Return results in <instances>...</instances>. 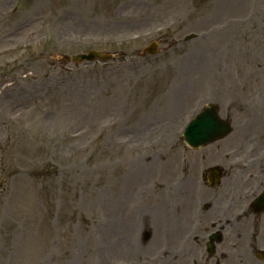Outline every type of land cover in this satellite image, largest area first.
Segmentation results:
<instances>
[{
    "label": "rangeland",
    "instance_id": "obj_1",
    "mask_svg": "<svg viewBox=\"0 0 264 264\" xmlns=\"http://www.w3.org/2000/svg\"><path fill=\"white\" fill-rule=\"evenodd\" d=\"M89 50L118 56L60 59ZM207 103L234 132L188 149ZM217 146L264 147V0H0V264L162 262L182 156L194 195L192 161ZM150 215L164 235L144 245Z\"/></svg>",
    "mask_w": 264,
    "mask_h": 264
},
{
    "label": "flooded vegetation",
    "instance_id": "obj_2",
    "mask_svg": "<svg viewBox=\"0 0 264 264\" xmlns=\"http://www.w3.org/2000/svg\"><path fill=\"white\" fill-rule=\"evenodd\" d=\"M252 189L260 190L263 185L258 183L250 184ZM228 184L222 183L220 181L215 187H210L213 192L209 193L210 199L205 203V210L207 214L202 216L197 220L200 228L205 229L208 232V238L210 240V235H218V239H222L217 245L215 244V249L213 255L219 257H201V246H204V241L197 238L198 244L200 245L197 253V257L194 259V264H232L234 259L230 257L228 252H223V250H230L233 242V233L236 232L237 228L244 229L250 218L255 216L253 223L255 227L261 228V214L256 213L254 208H250L248 211H243L238 209L234 202H230L228 194ZM257 196V195H256ZM205 211V212H206ZM258 219H257V218ZM206 240V243L209 242ZM205 243V245H206ZM208 244V243H207ZM217 245V246H216ZM218 246L220 247L218 249ZM208 251V250H207Z\"/></svg>",
    "mask_w": 264,
    "mask_h": 264
},
{
    "label": "water",
    "instance_id": "obj_3",
    "mask_svg": "<svg viewBox=\"0 0 264 264\" xmlns=\"http://www.w3.org/2000/svg\"><path fill=\"white\" fill-rule=\"evenodd\" d=\"M208 109L210 110V112L217 118L218 117V110H217V108L216 107H214V106H210V107H208ZM218 120V125H219V130H220V132L219 133H217L215 136H214V134L216 133V131L217 130H213L212 129V131L214 132V134H212V133H209V134H207V137L204 139V140H202V141H198V142H196V143H193V145H198L199 143H207V142H210V141H213V140H215L216 138H219V137H221L223 134H226V133H228L229 131H228V125L225 123V122H223V121H220L219 120V118H217ZM212 122H213V120L211 119V118H207V120H206V123H207V126H211L212 125ZM191 141L192 140H194V137L193 136H191L190 138H189ZM209 140V141H208Z\"/></svg>",
    "mask_w": 264,
    "mask_h": 264
},
{
    "label": "bare ground",
    "instance_id": "obj_4",
    "mask_svg": "<svg viewBox=\"0 0 264 264\" xmlns=\"http://www.w3.org/2000/svg\"><path fill=\"white\" fill-rule=\"evenodd\" d=\"M219 157H220V155L217 153V156L214 157V158H212L211 161L218 160ZM178 223L181 224V223H180V220L178 221ZM132 250H133V246H132L131 243H125V245H124L123 247H121V251H126L127 253H130ZM143 250H145V251H139V252L137 253V255L139 254L140 256H142V255L146 254V252H147L146 249H143ZM139 255H138V256H139ZM140 256H139V257H140Z\"/></svg>",
    "mask_w": 264,
    "mask_h": 264
}]
</instances>
